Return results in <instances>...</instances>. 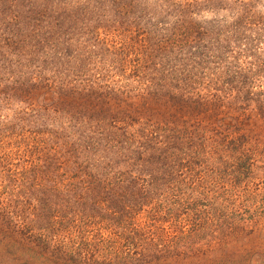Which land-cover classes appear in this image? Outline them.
Wrapping results in <instances>:
<instances>
[{"label": "trees", "instance_id": "16d2710c", "mask_svg": "<svg viewBox=\"0 0 264 264\" xmlns=\"http://www.w3.org/2000/svg\"><path fill=\"white\" fill-rule=\"evenodd\" d=\"M254 159L264 0H0V264H208Z\"/></svg>", "mask_w": 264, "mask_h": 264}, {"label": "rangeland", "instance_id": "374dc122", "mask_svg": "<svg viewBox=\"0 0 264 264\" xmlns=\"http://www.w3.org/2000/svg\"><path fill=\"white\" fill-rule=\"evenodd\" d=\"M208 15V16H207ZM203 14V19H209L211 14ZM258 160L261 163L260 165H264V159H254ZM256 174L259 176L261 172L256 171ZM258 195L255 193L253 188V193L251 196L254 198L257 195V198L260 200L263 198L262 202L259 203L261 207H263L264 211V188L262 186L261 189L257 191ZM252 204H254V200H252ZM258 205V204H257ZM256 205V206H257ZM248 213H244V216H247ZM249 216L252 218L255 216L256 219L258 215L256 213V207L249 208ZM256 219H253L251 222H245V225L249 228H259L255 231H252L248 237H244L242 235H236L231 237L226 243H221L216 247V250L211 253L209 263L210 264H264V214L262 218L255 222ZM248 224V225H247ZM23 257V256H22ZM6 264H28L24 261L16 263V261H9L8 259H4ZM208 263V264H209ZM187 264H195V260L187 261Z\"/></svg>", "mask_w": 264, "mask_h": 264}]
</instances>
